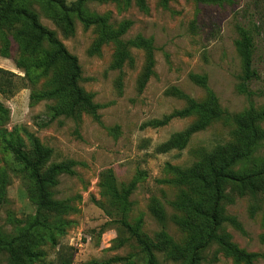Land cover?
Instances as JSON below:
<instances>
[{"label": "rangeland", "instance_id": "1", "mask_svg": "<svg viewBox=\"0 0 264 264\" xmlns=\"http://www.w3.org/2000/svg\"><path fill=\"white\" fill-rule=\"evenodd\" d=\"M71 3L74 0H66ZM40 22L53 30L81 66L79 85L100 107L99 119L79 108L67 114L71 94L64 87L66 66L52 60L53 49L43 43L27 49L21 24L0 29V184L6 189L0 206V238L9 241L24 233L36 215L30 197L29 173L15 157L11 146H20L32 156L35 141L52 149L47 166L73 160L74 174H62L50 189L52 197L69 206L64 212L48 213L49 228L36 227L38 258L32 264H147L146 249L119 220L120 204L112 198L110 179L121 191L131 182L127 221L140 224L144 237L158 243L162 224L151 211L158 199L167 214L166 229L175 242L184 245L189 232L175 220L182 213L174 206L186 186L178 183L177 169L193 166L221 146L242 149L250 134L242 135L232 120L219 119L193 133L183 148L166 151L158 147L175 133L197 121V115L164 116L184 109L188 99L199 102L214 93L222 108L239 115L252 108L264 110V0H95L91 13L107 16L110 26H130L124 42L141 36L152 42L154 65L142 86L149 59L147 49L127 45L121 68L115 65L118 45L109 41L97 47L100 29L84 27L76 20L75 31L65 34L35 2L28 4ZM240 26L253 39L252 54L257 75L244 80L245 62L239 50ZM50 92H55L51 94ZM264 132V117L257 120ZM244 149V148H243ZM264 166V135L253 146L249 159L234 166L257 169ZM257 193H240L226 185L225 213L236 217L241 228L225 223L220 230L241 249L264 264V184ZM158 264H181L168 260L154 248ZM0 264H13L11 254L0 249ZM201 264H244L226 255L218 242L203 253Z\"/></svg>", "mask_w": 264, "mask_h": 264}, {"label": "trees", "instance_id": "2", "mask_svg": "<svg viewBox=\"0 0 264 264\" xmlns=\"http://www.w3.org/2000/svg\"><path fill=\"white\" fill-rule=\"evenodd\" d=\"M95 0H74L67 3L66 0H0V29L6 25L21 24L20 33L26 34V48L36 50L43 43H47L52 49V60H59L66 66V78L64 87L71 94V102L67 114L74 115L79 108L90 111L96 119H99V105L93 102L92 95L86 93L79 85L81 79V66L76 55L69 52L64 43L57 37L56 33L44 26L38 14L28 7L31 2L42 5L49 16L62 28L65 34H72L75 31L76 20L80 21L84 27L97 26L100 29V37L97 47L101 44L113 41L118 47L115 65L122 67L127 55V45L147 49L149 53L148 65L142 80V86L152 73L154 65V47L152 42L138 36L135 40L124 42L121 37L130 26V22H124L118 29H113L107 16L91 13L87 9V4ZM119 1V0H114ZM127 3L130 0H125ZM142 8H145V0H137ZM169 0H162L164 5ZM241 40L239 50L245 62L244 80L248 81L257 75L254 66L252 46L253 39L246 27L240 26ZM4 71L0 68V73ZM51 94L55 92H50ZM5 107L0 102V111ZM197 115L198 119L185 130L175 133L168 141L159 146L162 151L171 148L183 149L189 142L191 135L197 131L205 129L212 122L225 119L236 123L239 132L244 135L250 134L246 145L242 149H235L229 146H221L213 155L205 156L193 166L177 169L176 181L186 186L174 206L182 213L176 216L175 220L185 230L189 232V239L184 245H180L168 233L166 229L167 214L164 206L158 199H154L151 211L162 224V230L158 233V243L153 244L143 236L140 224L131 225L127 221V212L130 208V195L136 187V181L131 182L121 191L110 179L107 183L108 191L113 199L119 204L123 212L119 220L123 227L132 232L137 241L146 249L148 254L147 264H158L154 248L162 251L168 260L180 262L181 264H201L204 251L213 243L218 242L226 255H230L238 262L244 264H255L254 255L241 249L230 240L228 234L220 233L225 223H230L241 228L236 217L225 213L223 201L225 200L226 185H234L239 192L257 193L258 183L264 184V166L257 169L242 168L234 170V166L249 159L251 150L257 140L264 135L261 132L257 120L264 117V110L256 113L250 108L239 115H232L218 102L214 93H210V99L206 102H199L193 98L188 99V105L179 111L164 116L162 120H154L156 124H167L172 118ZM15 157L20 161L24 169L29 173L33 187L30 197L36 204V215L27 230L17 238L3 241L0 238V249L7 250L11 254L13 264H32L38 258V252L34 248L37 245V237L34 229L36 227L49 228L48 213L64 212L69 206L64 202L52 197L50 189L58 184L59 176L62 174H74L73 167L76 162L53 163L47 166V161L51 158L52 149L43 146L35 141L32 156H27L22 152L21 145L11 146ZM5 179L0 184V206L5 196ZM65 264H70V261Z\"/></svg>", "mask_w": 264, "mask_h": 264}]
</instances>
